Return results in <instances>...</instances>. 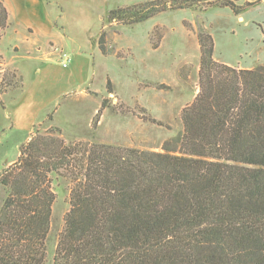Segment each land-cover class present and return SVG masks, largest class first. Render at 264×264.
I'll return each mask as SVG.
<instances>
[{
    "label": "trees",
    "instance_id": "1",
    "mask_svg": "<svg viewBox=\"0 0 264 264\" xmlns=\"http://www.w3.org/2000/svg\"><path fill=\"white\" fill-rule=\"evenodd\" d=\"M193 1L150 0L108 19L139 24ZM233 1L219 5L237 14ZM7 27L0 2V40ZM197 40L198 93L162 152L40 135L19 147L0 173V264L45 263L52 174L70 182L53 264H264V67L219 64L212 37Z\"/></svg>",
    "mask_w": 264,
    "mask_h": 264
},
{
    "label": "rangeland",
    "instance_id": "2",
    "mask_svg": "<svg viewBox=\"0 0 264 264\" xmlns=\"http://www.w3.org/2000/svg\"><path fill=\"white\" fill-rule=\"evenodd\" d=\"M147 1L43 0L73 42L68 40L64 51L55 46L56 53L48 62L20 60V74L7 67L0 72V94H6L0 100V161L13 160L0 173L17 161L19 147L27 142L28 130L14 129L8 102L12 97L27 108L29 123L40 121L30 138L40 135L60 138L66 144H105L160 153L164 143L181 135V112L198 93L200 30L213 39L215 62L234 69L264 67V0L233 1L237 14L221 7L222 0H195L189 8L160 9L139 24L108 19L112 9ZM89 33H97L90 43L99 54L74 56L72 49L83 44ZM60 54L72 60L65 69ZM83 58L86 62L82 63ZM90 74L93 79L86 92L74 95L72 88L63 94L67 84H82ZM50 178L56 199L44 264H53L69 208V180L55 174Z\"/></svg>",
    "mask_w": 264,
    "mask_h": 264
},
{
    "label": "crops",
    "instance_id": "3",
    "mask_svg": "<svg viewBox=\"0 0 264 264\" xmlns=\"http://www.w3.org/2000/svg\"><path fill=\"white\" fill-rule=\"evenodd\" d=\"M0 2L4 5L8 15V27L0 41V72L6 70L7 67L17 74H20V60L30 61L40 59L43 62H48L53 56V53H56L54 52L55 46L62 51L65 50L67 47L66 42L71 40L69 32L60 24L59 19L54 18L52 13L47 11L43 0H0ZM96 34L97 33H89L85 35L83 44H76L75 49H72L71 52L75 54L74 56L85 57L89 54V57L93 58V54H99L98 49L92 47L90 43L91 38L96 36ZM70 62H72V60ZM81 62L83 63L86 61L83 58ZM78 68L79 67H77V69ZM87 72L89 71L87 70ZM88 77L90 78H87L86 81H80L83 82L82 84H77L76 81L67 84L63 94L67 95L66 92L72 88L75 90L74 95L86 92V89L90 86V83H92L91 80L93 79L92 74H90V76L88 75ZM75 79L77 78L75 77ZM4 95L6 99V94ZM3 96L0 95V100ZM8 102L9 106L12 107V111L10 112L13 114L12 123L15 125L14 129L17 131V129H21V126H23L25 130H28L25 142L29 141L33 126L40 123V121L37 120L35 123H29L27 108L15 102L14 97L8 99ZM6 104V101L5 103L3 102L2 107L5 113ZM8 116H10V114H8ZM4 119L6 120V114ZM18 154L19 152L16 154L17 157ZM11 163H13V160H1L0 168L2 169ZM3 197H5V193L0 186V198L4 199Z\"/></svg>",
    "mask_w": 264,
    "mask_h": 264
},
{
    "label": "built area",
    "instance_id": "4",
    "mask_svg": "<svg viewBox=\"0 0 264 264\" xmlns=\"http://www.w3.org/2000/svg\"><path fill=\"white\" fill-rule=\"evenodd\" d=\"M60 62L63 68H66L70 62V58L66 54H60Z\"/></svg>",
    "mask_w": 264,
    "mask_h": 264
}]
</instances>
